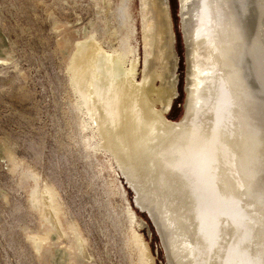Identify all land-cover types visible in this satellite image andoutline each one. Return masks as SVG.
Here are the masks:
<instances>
[{"label": "bare ground", "instance_id": "bare-ground-1", "mask_svg": "<svg viewBox=\"0 0 264 264\" xmlns=\"http://www.w3.org/2000/svg\"><path fill=\"white\" fill-rule=\"evenodd\" d=\"M127 2L119 5L124 34L110 54L91 34L69 57L77 129L92 128L99 137L86 142L82 156L97 149L116 160L160 233L167 264H264V0H179L186 68L176 121L166 116L178 80L168 0H139V82ZM54 196H35V208L53 225L59 212L41 207L56 205ZM124 214L137 263L155 264L132 228L134 211L126 207ZM104 216L117 232V213L106 207Z\"/></svg>", "mask_w": 264, "mask_h": 264}, {"label": "rangeland", "instance_id": "rangeland-1", "mask_svg": "<svg viewBox=\"0 0 264 264\" xmlns=\"http://www.w3.org/2000/svg\"><path fill=\"white\" fill-rule=\"evenodd\" d=\"M120 2L0 0V264H138L134 246L127 240L131 228L124 214L126 207L134 211L139 223H132V228L147 242L154 263L167 264L160 233L138 204L116 160L97 149L89 150L84 158L86 142L97 144L99 137L89 127L80 133L73 118L75 96L68 69L71 52L91 34L105 52H112L117 37L124 34ZM127 3L134 27L130 45L138 56L135 81L139 82L143 61L140 2ZM168 4L178 80L166 116L176 121L183 110L185 59L176 0H168ZM14 163L17 171L12 169ZM50 193L57 204L41 208L59 212L54 225L35 208V196L43 201ZM106 207L122 222L117 232L104 216ZM238 215L248 239L244 215ZM228 223L231 226L232 220Z\"/></svg>", "mask_w": 264, "mask_h": 264}, {"label": "water", "instance_id": "water-1", "mask_svg": "<svg viewBox=\"0 0 264 264\" xmlns=\"http://www.w3.org/2000/svg\"><path fill=\"white\" fill-rule=\"evenodd\" d=\"M176 5H177V13H178V18H180L179 16V6H180V4H179V0H176ZM180 34H181V37H182V44H183V48H184V52H185V46H184V40H183V36H182V33H181V30H180ZM184 59H185V54H184ZM185 63H186V60H185V62H184V75H185ZM185 79V77L183 76V82L185 81L184 80ZM182 92L184 93V95H185V88H184V85H183V89H182ZM182 109H183V104H182ZM147 216H148V218H150L151 220H152V218L150 217V215H148L147 214ZM153 221V220H152Z\"/></svg>", "mask_w": 264, "mask_h": 264}]
</instances>
